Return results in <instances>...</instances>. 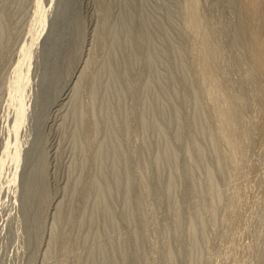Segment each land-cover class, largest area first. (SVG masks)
Here are the masks:
<instances>
[{
	"label": "rangeland",
	"instance_id": "obj_1",
	"mask_svg": "<svg viewBox=\"0 0 264 264\" xmlns=\"http://www.w3.org/2000/svg\"><path fill=\"white\" fill-rule=\"evenodd\" d=\"M241 12L0 0V264H264V78Z\"/></svg>",
	"mask_w": 264,
	"mask_h": 264
},
{
	"label": "bare ground",
	"instance_id": "obj_2",
	"mask_svg": "<svg viewBox=\"0 0 264 264\" xmlns=\"http://www.w3.org/2000/svg\"><path fill=\"white\" fill-rule=\"evenodd\" d=\"M197 2V1H196ZM194 3V2H193ZM198 3V2H197ZM194 6H196V4H194ZM195 9H197L196 7H194V10ZM198 10V9H197ZM192 12H194V11H192ZM196 12V11H195ZM240 12V11H239ZM197 13V12H196ZM196 13H194V14H196ZM242 14H241V16H242V20L240 21V22H242V26H241V28L243 29H241V32L242 31H245V33H246V36H247V38H248V41H249V49H250V51L249 50H247V51H249L250 52V58H251V61L253 60V63H254V66H255V68L258 70V73L260 72V74H262V75H260V76H262V77H260V78H264V0H242V12H241ZM193 14V15H194ZM239 14V13H238ZM192 15V16H193ZM199 15V14H198ZM196 18H195V21L197 22V14H196V16H195ZM199 18V17H198ZM194 19V18H193ZM201 20V19H200ZM202 21V20H201ZM198 24H200L199 23V20H198V22H197ZM198 24H195V25H198ZM203 24V23H202ZM194 25V26H195ZM201 25V24H200ZM204 25V24H203ZM207 26V25H206ZM197 27V26H196ZM196 27H195V29H196ZM199 27H197V29H198ZM202 29H203V27H201ZM204 28L205 29H207L206 27H205V25H204ZM210 27H208V29H209ZM202 29H201V31H202ZM205 29H203V31L205 30ZM208 29H207V31H208ZM238 29H240V28H238ZM198 30H200V28L198 29ZM197 30V31H198ZM203 31L201 32V33H203ZM213 31H211V33H212ZM238 32V31H237ZM208 33V32H207ZM206 33V34H207ZM214 33V32H213ZM240 33V32H239ZM243 33V32H242ZM204 34V33H203ZM202 34V35H203ZM206 34H205V36H206ZM204 36V35H203ZM203 36H202V39H203ZM208 36V35H207ZM213 36H215V35H213ZM245 36V35H244ZM206 38V41H207V39H208V37H205ZM211 38V37H210ZM210 38L208 39V41L207 42H210ZM213 38V37H212ZM216 38V37H215ZM242 38V37H241ZM246 38V39H247ZM241 40V39H240ZM205 41V39H203V40H201L200 42H201V44L200 45H202V46H204L203 44L205 43L204 42ZM211 41H215L216 42V40H211ZM233 41V40H232ZM236 41V40H235ZM243 42H244V40H242ZM204 42V43H203ZM237 42V41H236ZM211 43H214V42H211ZM239 43V42H238ZM207 45H208V43H206ZM214 44H216V43H214ZM237 44V43H236ZM246 44V43H245ZM248 44V43H247ZM218 45V44H217ZM235 45V44H234ZM238 45V44H237ZM240 45H242V44H240ZM206 46V45H205ZM205 46L204 47H202V48H204V50H206L205 49ZM209 46H211V45H209ZM242 46H245L244 44L242 45ZM216 47V46H215ZM219 47V46H218ZM237 47V46H236ZM247 47V46H246ZM207 48H210V47H208L207 46ZM212 49V50H211ZM210 50L211 51H213V48H211ZM214 49H216V48H214ZM219 49V48H218ZM242 49H244V47H242ZM200 50H202L201 49V47H200ZM208 50V49H207ZM210 50H208V52L206 51V52H204V51H200L201 53L200 54H203V55H200V56H203V57H207V54L209 55L208 57L211 59V60H209L210 62L211 61H213V58L211 57V53H209V51ZM238 50H239V47H238ZM216 51V50H215ZM207 53V54H206ZM214 53V52H213ZM216 53V52H215ZM244 55H245V53H244ZM213 57H214V55H213ZM246 57H247V55H246ZM248 57H249V55H248ZM202 59H206V61H207V59L208 58H201V61H202ZM204 61V60H203ZM202 61V62H203ZM206 61H204L207 65H209L210 64V62L208 61V62H206ZM202 63V64H205V63ZM214 62V61H213ZM213 62L210 64V65H212L213 64ZM200 63V62H199ZM201 66V65H200ZM212 66H214V64L212 65ZM215 66H216V64H215ZM215 66H214V68H215ZM237 66V65H236ZM217 67V66H216ZM237 68V67H236ZM204 70H206L207 71V69L206 68H203ZM213 69V68H212ZM218 69V68H217ZM208 70H211L209 67H208ZM252 70H253V68H252ZM212 71V74L211 75H215L216 73L214 72L213 73V71L214 70H211ZM227 71V70H226ZM245 71V70H244ZM250 71V70H249ZM248 71V72H249ZM256 70H254V72H255ZM209 72V71H208ZM250 72H252V71H250ZM226 73H228V72H226ZM244 74H245V72H243ZM257 73V72H256ZM207 74V73H206ZM219 74V73H218ZM222 74H224V73H222ZM230 74V73H229ZM237 74V73H236ZM239 74V73H238ZM217 75V74H216ZM215 75V78H214V80L213 81H211V82H209L210 83V86H211V83H215L216 85H217V81H219V79L220 78H218L219 77V75L218 76H216ZM221 75V74H220ZM226 75V74H225ZM231 75H233L232 73H231ZM230 75V76H231ZM247 75V74H246ZM253 75V74H252ZM235 76V75H234ZM248 76V75H247ZM250 76V75H249ZM256 76V75H255ZM259 76V75H258ZM209 77H211L210 75L208 76V78ZM221 77V76H220ZM224 77V76H223ZM254 77V76H253ZM257 77V76H256ZM213 78V77H212ZM212 78H209V79H212ZM216 78H218V79H216ZM222 78V77H221ZM231 78H234V77H231ZM237 78V77H236ZM251 78V77H250ZM217 81H216V80ZM251 79H253V78H251ZM224 80H225V78H224ZM231 79H229V81H230ZM263 80V79H262ZM214 81H216V82H214ZM232 81V80H231ZM235 81V80H234ZM259 81V80H258ZM261 81V80H260ZM219 82H221V81H219ZM221 84V83H220ZM253 84V83H252ZM257 84V83H256ZM258 84H260L259 82H258ZM213 85V84H212ZM263 85V84H262ZM214 86V85H213ZM212 86V87H213ZM233 86V85H232ZM231 86V87H232ZM216 89H217V86H214ZM219 87V86H218ZM225 87H228V86H225ZM215 88H214V90H211L212 92H214L215 91ZM229 88V87H228ZM255 88V87H254ZM210 89H213V88H210ZM225 89H227V88H225ZM256 90V89H255ZM210 91V92H211ZM216 92L217 93H213V95L212 96H214V95H216L217 94V98L219 99V95H218V91L216 90ZM223 92V91H222ZM255 92H257V90L255 91ZM219 93L220 94H222L221 92H220V90H219ZM254 93V92H253ZM211 94V93H210ZM255 94V93H254ZM257 94V93H256ZM223 96H224V93L222 94ZM227 95V94H226ZM246 95V94H245ZM251 95V94H250ZM228 96H231V95H229L228 94ZM228 96H227V98H228ZM220 97H221V95H220ZM254 97H256V96H254ZM258 97H260V95L258 96ZM258 97H257V99H258ZM214 98H216V96H214ZM226 97H223V99H225ZM230 98V97H229ZM233 98V97H232ZM255 99V98H254ZM260 99V98H259ZM220 100V99H219ZM235 100V99H234ZM245 100V99H244ZM224 101V100H223ZM227 101V102H226ZM225 101V103H230V101H228V100H226ZM260 101V100H259ZM262 101H264V100H262ZM232 102V101H231ZM258 101H256V103H257ZM224 103V104H225ZM264 103V102H263ZM221 104H223V102H221ZM228 104H225L224 106L226 107V105H228ZM231 104V103H230ZM258 104V103H257ZM232 105H233V103H232ZM259 105H261V102H260V104ZM221 106H223V105H221ZM228 108H231L230 106H227ZM222 108H224V107H222ZM227 109V108H226ZM236 109H238L237 107H236ZM225 110V109H224ZM230 110V109H229ZM228 109H227V112L229 111ZM231 110H234V108L232 109L231 108ZM226 111V110H225ZM224 111V112H225ZM235 111V110H234ZM223 112V114L224 115H222V117L223 116H225L226 114ZM259 112H262V111H259ZM232 113H233V111H232ZM230 114V111L228 112V116L226 117V118H231V117H229V116H234L235 115V113H234V115L233 114ZM238 114H240V113H238ZM237 115V114H236ZM221 117V118H222ZM235 117H239L238 115L237 116H235ZM225 118V117H224ZM225 118V119H226ZM227 119V120H228ZM237 119V118H236ZM234 120V119H233ZM233 120H229V121H232V124H233ZM238 120V119H237ZM225 121V122H224ZM227 122L226 120H224L223 119V122H224V124L225 123H229L230 124V122ZM241 123V122H240ZM228 124V126H230ZM232 124H231V126L229 127V128H231L232 127V129L230 130L229 128V130L233 133V131L232 130H234V131H236L235 129H236V122L234 123L235 125V129H233V126H232ZM242 125H245V124H242ZM226 126H227V124H226ZM246 126V125H245ZM239 127V126H238ZM244 128H246V127H244ZM243 128V129H244ZM248 128V127H247ZM240 129V128H239ZM228 130V132H229V134H231L230 133V131ZM242 130V129H241ZM241 130H240V132H241ZM246 130V129H245ZM242 134V133H241ZM244 134H245V132H244ZM244 134H243V136L242 137H245L244 136ZM248 134V133H247ZM246 134V135H247ZM232 135H235V134H232ZM229 137H231V136H229ZM238 137V136H237ZM240 137V136H239ZM228 138V137H227ZM248 138V137H247ZM244 140V139H243ZM242 140V141H243ZM246 141V140H245ZM237 142H238V138H237ZM240 142V141H239ZM234 143H236V141H234ZM238 144V143H237ZM240 144H242L241 142H240ZM239 144V145H240ZM246 144H248V143H246ZM236 145V144H235ZM239 145H237L238 147H239ZM243 146V145H242ZM237 147V148H238ZM244 147V146H243ZM236 148V149H237ZM240 148H242L241 146H240ZM245 149V148H244ZM241 150V149H240ZM242 152V151H241ZM243 153V152H242ZM230 154V153H229ZM229 154H228V157H229ZM230 156H232V155H230ZM233 255V254H232ZM233 257V256H232ZM238 258V257H237Z\"/></svg>",
	"mask_w": 264,
	"mask_h": 264
}]
</instances>
